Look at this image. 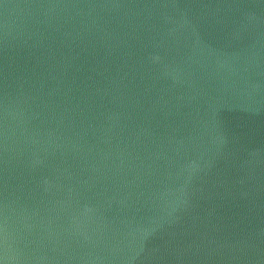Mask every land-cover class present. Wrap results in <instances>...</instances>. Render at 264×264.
Wrapping results in <instances>:
<instances>
[{"label":"water","instance_id":"95a60500","mask_svg":"<svg viewBox=\"0 0 264 264\" xmlns=\"http://www.w3.org/2000/svg\"><path fill=\"white\" fill-rule=\"evenodd\" d=\"M0 264H264V0H0Z\"/></svg>","mask_w":264,"mask_h":264}]
</instances>
